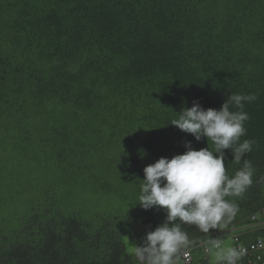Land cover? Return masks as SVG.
Here are the masks:
<instances>
[{"label":"trees","instance_id":"1","mask_svg":"<svg viewBox=\"0 0 264 264\" xmlns=\"http://www.w3.org/2000/svg\"><path fill=\"white\" fill-rule=\"evenodd\" d=\"M231 93L255 96L254 144L225 168L250 161L253 183L219 228L181 224L191 242L264 239V0H0V264H142L167 215L137 203L143 169L212 147L171 122Z\"/></svg>","mask_w":264,"mask_h":264},{"label":"clouds","instance_id":"2","mask_svg":"<svg viewBox=\"0 0 264 264\" xmlns=\"http://www.w3.org/2000/svg\"><path fill=\"white\" fill-rule=\"evenodd\" d=\"M254 99V94L231 93L219 109H205L196 101L172 120L171 124L192 134L197 141L206 137L212 147L196 150L189 141L184 153L161 157L143 169L137 203L145 210L162 208L167 215L162 224L146 234L143 246L136 247L135 255L142 264H177L178 254L191 244L181 224L195 225L208 233L236 215L238 206L226 197L241 196L252 185L254 168L244 160L243 167L229 176L225 150H231L236 163L252 150L254 141L241 142V137L246 135L245 122L250 119L243 110L244 102ZM232 106L237 110H231ZM224 240L225 236L222 243ZM211 243L215 263L209 260L211 250L209 263L237 264L240 251L224 247L218 240Z\"/></svg>","mask_w":264,"mask_h":264},{"label":"built area","instance_id":"3","mask_svg":"<svg viewBox=\"0 0 264 264\" xmlns=\"http://www.w3.org/2000/svg\"><path fill=\"white\" fill-rule=\"evenodd\" d=\"M252 218L254 220V216H252ZM247 227L249 226H242V229H246ZM226 235L230 236L231 239L232 237L234 239L232 248L242 253L240 259L237 261V264H243V263L251 264L255 260L257 264H264V259L261 255V252L260 253L258 252L261 248H264V239H258L254 243L245 245L240 242V238H239L240 234L237 232V228H231L229 230L220 231L215 234H209L207 236L197 238L194 241V243H191V244H195L194 247L200 246L203 250L204 261L199 262V264H211L207 261L208 253L212 249V243L209 242H212L213 240H218L222 244V240ZM194 247L184 251L181 254L183 262L185 264H197L193 261V256L191 253V249H193ZM252 252H256V254H253ZM253 258H255V260H253Z\"/></svg>","mask_w":264,"mask_h":264},{"label":"bare ground","instance_id":"4","mask_svg":"<svg viewBox=\"0 0 264 264\" xmlns=\"http://www.w3.org/2000/svg\"><path fill=\"white\" fill-rule=\"evenodd\" d=\"M251 220H253V218H251ZM249 226H252V227H264V219L257 220L256 222H253L252 224H249ZM232 241H234L233 237H232ZM195 248L196 247H194V249ZM198 248H201V247L199 246ZM258 252L259 253L261 252V255H262L263 259H264V254H263L264 253V248H261ZM252 253L256 254V252H252ZM180 257H182V256H180ZM253 260H255V258H253ZM243 264H246V263H243ZM251 264H257L256 260L254 262H252Z\"/></svg>","mask_w":264,"mask_h":264},{"label":"rangeland","instance_id":"5","mask_svg":"<svg viewBox=\"0 0 264 264\" xmlns=\"http://www.w3.org/2000/svg\"><path fill=\"white\" fill-rule=\"evenodd\" d=\"M222 246L224 247H232L233 246V242H232V239L231 238H227L226 240L223 241L222 243ZM214 252H215V249H212L209 253V260L212 262V263H215L214 262ZM182 258V257H181ZM177 264H182L180 260L177 259Z\"/></svg>","mask_w":264,"mask_h":264},{"label":"water","instance_id":"6","mask_svg":"<svg viewBox=\"0 0 264 264\" xmlns=\"http://www.w3.org/2000/svg\"><path fill=\"white\" fill-rule=\"evenodd\" d=\"M211 234H215V232H214V233H211ZM208 235H209V234H208ZM206 236H207V235H206ZM195 240H196V239H195ZM195 240H192L191 243H194ZM209 243H211V242H209ZM210 245H211V244H210ZM212 249H213V248H212ZM212 249H211V250H212ZM182 253H183V252H182ZM182 253H181V254H182Z\"/></svg>","mask_w":264,"mask_h":264}]
</instances>
